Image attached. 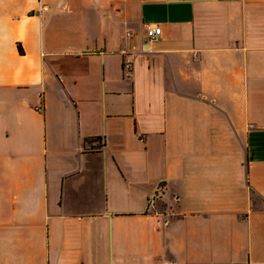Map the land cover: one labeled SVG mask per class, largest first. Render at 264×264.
Segmentation results:
<instances>
[{"label": "crops", "instance_id": "obj_1", "mask_svg": "<svg viewBox=\"0 0 264 264\" xmlns=\"http://www.w3.org/2000/svg\"><path fill=\"white\" fill-rule=\"evenodd\" d=\"M0 264H264V0H0Z\"/></svg>", "mask_w": 264, "mask_h": 264}, {"label": "built area", "instance_id": "obj_2", "mask_svg": "<svg viewBox=\"0 0 264 264\" xmlns=\"http://www.w3.org/2000/svg\"><path fill=\"white\" fill-rule=\"evenodd\" d=\"M45 10L48 9V7H44ZM162 34V28L159 25L150 24L146 27V35L150 41H156L160 38ZM123 71L126 76H129L132 71V62L131 61H125L123 64ZM37 110L39 112H42L43 107H37ZM155 195L153 196V199H155Z\"/></svg>", "mask_w": 264, "mask_h": 264}, {"label": "trees", "instance_id": "obj_3", "mask_svg": "<svg viewBox=\"0 0 264 264\" xmlns=\"http://www.w3.org/2000/svg\"><path fill=\"white\" fill-rule=\"evenodd\" d=\"M99 143H100V146H103V142L101 141V139H99Z\"/></svg>", "mask_w": 264, "mask_h": 264}]
</instances>
